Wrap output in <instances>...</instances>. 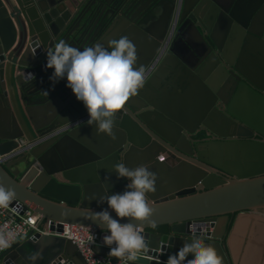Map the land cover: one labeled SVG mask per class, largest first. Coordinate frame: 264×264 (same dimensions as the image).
<instances>
[{"label": "water", "instance_id": "water-1", "mask_svg": "<svg viewBox=\"0 0 264 264\" xmlns=\"http://www.w3.org/2000/svg\"><path fill=\"white\" fill-rule=\"evenodd\" d=\"M122 36L134 44L137 66L149 72L117 114L115 139L98 135L86 119L20 150L22 137L88 115L66 79L53 87L47 52L60 40L82 49ZM164 89L182 90L193 109L179 110ZM248 106L264 126V0H0V185L14 192L8 204L32 209L52 232L16 241L2 254L5 263L88 264L58 233L64 224L106 230L90 214L107 208L100 201L106 193L126 190L127 179L112 171L123 163L148 165L158 175L156 191L148 193L153 215L142 222L149 249L137 264H166L197 235L222 264H261L264 143L217 139L257 128L241 116ZM233 124L237 131L229 133ZM202 133L211 139L199 141ZM95 250L109 256L108 247Z\"/></svg>", "mask_w": 264, "mask_h": 264}, {"label": "clouds", "instance_id": "clouds-1", "mask_svg": "<svg viewBox=\"0 0 264 264\" xmlns=\"http://www.w3.org/2000/svg\"><path fill=\"white\" fill-rule=\"evenodd\" d=\"M46 68L53 69L49 77L53 87L61 79H66V87L87 109L89 125H95L98 135L111 139H115L113 129L117 114L143 86L145 75L143 68L137 66L136 49L127 36L112 39L107 46L96 43L82 49L60 40L54 51L47 52ZM112 171L117 174V179H127L126 190L102 196L100 201L106 203L107 208L92 212L91 220L107 230L103 245L109 248V256L121 259L123 264H137L138 254L149 249L142 234V222L153 215L154 208L148 193L156 191L158 175L145 164L133 169L123 163L115 164ZM13 196L11 189L0 185V205H7ZM117 218L129 220L121 223ZM150 224L152 228L156 227L155 221H150ZM190 252L193 255L189 257ZM39 256L40 253L36 252L28 259L34 262ZM182 262L222 264L216 249L199 235L185 241L175 254L168 257L166 264Z\"/></svg>", "mask_w": 264, "mask_h": 264}, {"label": "built area", "instance_id": "built-area-1", "mask_svg": "<svg viewBox=\"0 0 264 264\" xmlns=\"http://www.w3.org/2000/svg\"><path fill=\"white\" fill-rule=\"evenodd\" d=\"M168 40L169 38L165 40V43ZM148 72L144 73V78ZM88 118V115H86L71 124L62 125L56 130L42 136L38 135L33 139L22 137L19 139V149H31L43 141L66 132L72 126ZM40 217L32 209L24 210L19 202L13 206L10 204L0 205V264H6L2 254L16 241L29 234L34 235L36 232L52 233L49 230L45 231L44 228L39 226ZM106 232L107 230L95 232L83 226L64 224L63 231L58 233V235L71 239L88 264H123L122 260L114 259L95 250L96 246L107 247L103 245V236Z\"/></svg>", "mask_w": 264, "mask_h": 264}, {"label": "flooded vegetation", "instance_id": "flooded-vegetation-1", "mask_svg": "<svg viewBox=\"0 0 264 264\" xmlns=\"http://www.w3.org/2000/svg\"><path fill=\"white\" fill-rule=\"evenodd\" d=\"M150 68H152V66H150ZM234 86H235V82L232 83V89L234 88ZM235 106H236V110H237V105H235ZM239 111L242 113L241 116H243L244 118H246L248 120H254L256 127L260 128V129L249 128V129L245 130V133L247 134L246 136H239V137H237V136H227V137L226 136L225 137L219 136L217 139L224 140V141L236 140V141L247 142V143H255V142L264 143V126L262 124H258L260 122L258 118L252 119L251 108L249 106L243 107ZM239 111H238V113H239ZM253 114H254V116H258L257 112H253ZM241 124L247 126L243 122ZM233 131H237V126L235 124H233V128L229 131V133H232ZM210 139H211V137L205 133H202L198 136L199 141L205 142V141H208ZM219 175L223 178L233 177V175H231L227 172H222V171H219Z\"/></svg>", "mask_w": 264, "mask_h": 264}, {"label": "crops", "instance_id": "crops-1", "mask_svg": "<svg viewBox=\"0 0 264 264\" xmlns=\"http://www.w3.org/2000/svg\"><path fill=\"white\" fill-rule=\"evenodd\" d=\"M244 6V8H246V4H242ZM164 98L167 99V100H171L173 102H177L178 104V108L179 110H182V111H188L189 109L192 110L193 107H191L192 103L189 101L188 99V95L187 94H184L182 93V90H174L173 92H170V90L168 89H164ZM185 112V113H186ZM40 114H42V110H40ZM262 233L264 235V228L262 229ZM258 249V248H257ZM256 249V250H257ZM255 250V249H254ZM253 246H251V249L249 251V254L250 255H253ZM264 253V251H263ZM264 259V255L262 257ZM261 258V259H262Z\"/></svg>", "mask_w": 264, "mask_h": 264}, {"label": "trees", "instance_id": "trees-1", "mask_svg": "<svg viewBox=\"0 0 264 264\" xmlns=\"http://www.w3.org/2000/svg\"><path fill=\"white\" fill-rule=\"evenodd\" d=\"M234 218H235V214L234 215H231V219H230V224H229V227H228V229H230L231 228V226H232V224H233V221H234ZM159 228L160 227H155V228H153L152 230H159ZM166 229V227H164V229H162V230H165ZM160 230H161V228H160Z\"/></svg>", "mask_w": 264, "mask_h": 264}, {"label": "bare ground", "instance_id": "bare-ground-1", "mask_svg": "<svg viewBox=\"0 0 264 264\" xmlns=\"http://www.w3.org/2000/svg\"><path fill=\"white\" fill-rule=\"evenodd\" d=\"M244 224H245V223H244ZM261 264H264V259H263V258L261 259Z\"/></svg>", "mask_w": 264, "mask_h": 264}]
</instances>
